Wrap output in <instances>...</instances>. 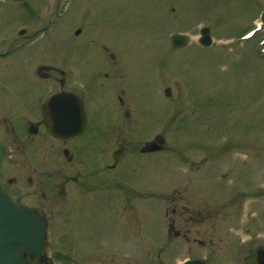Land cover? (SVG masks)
Segmentation results:
<instances>
[{"label":"rangeland","instance_id":"obj_1","mask_svg":"<svg viewBox=\"0 0 264 264\" xmlns=\"http://www.w3.org/2000/svg\"><path fill=\"white\" fill-rule=\"evenodd\" d=\"M15 2L0 0V40L8 43L15 25H33L29 9ZM71 2L36 48L14 58L24 70L30 52L57 67L65 59L66 87L83 86L92 118L103 105L77 143L96 179L72 186L81 185L79 159L66 163L54 154L57 160L45 163L49 142L27 153L30 161L18 155L16 170L0 169V176L19 174L13 190L46 216L44 253L53 264H178L195 255L253 264L254 250L264 247V44L241 35L264 0ZM203 26L212 36L207 46L198 42ZM173 33L186 34L188 43L171 48ZM102 52L115 58L100 60ZM120 94L125 103H112L116 112L110 103ZM152 140L162 141L161 149L140 152ZM33 161V172L23 167ZM28 174L42 175L44 188L60 184L56 198L49 192L35 200L39 189ZM77 203L89 204L86 213ZM170 220L189 241L168 231Z\"/></svg>","mask_w":264,"mask_h":264},{"label":"flooded vegetation","instance_id":"obj_2","mask_svg":"<svg viewBox=\"0 0 264 264\" xmlns=\"http://www.w3.org/2000/svg\"><path fill=\"white\" fill-rule=\"evenodd\" d=\"M16 1L20 6L22 3H25L26 0ZM52 2H54V4L56 3L55 7L58 8L59 12L61 13L58 14V17L53 20L55 22V26L58 20L64 17V10L67 9L68 5L70 7L71 4L69 3L72 2L71 0H52L51 3ZM62 2L65 3L64 6L62 5ZM29 11L32 13V19H35V15L31 8H29ZM47 13L48 12L45 11L44 17L47 15ZM49 15L50 14H48V16ZM53 21L49 23L50 26L48 25L44 29L42 27L46 22L44 24H41V22L33 21L32 27L30 26L31 28L27 26H19V28L16 30V37L13 38L14 41L17 40L18 42L14 45L12 44V42L5 44L3 38H1L2 40H0V45H6L4 49H0V146L2 141L7 140L9 141V144H6L5 147L9 148V151L13 152V154L5 153L4 147L0 149V169L3 166L1 172H6L4 170L5 166L8 168L9 171L15 169L13 165H9L8 163L11 164V162H13L18 155L23 157L22 159H27L30 161V157L28 156L32 154L33 148L36 145L44 146L50 143L49 150L48 148L46 149L48 159H46L45 163L50 162L52 160H57V158L52 157L54 154H65L67 151L64 148H68V150H71L68 147V143L70 146H74L72 138L57 139L50 136L45 130V127L42 122L43 115L40 114L39 111V105L43 101H45V99L49 95L61 90L70 91L66 88L67 72L65 71V67L62 66L64 65L63 62H65V59H62L63 62H60V66L58 67L56 65H51L43 62L48 60L37 59L33 64L31 74L23 75L21 74V71L16 68L17 63L14 58V56L18 58L17 56H19L20 53L24 55L22 52L25 50H28L32 47L36 48V42L41 38L39 37V39H37L38 36H41L42 34L46 33L52 27ZM1 24L2 22H0V25ZM41 28L42 30H39ZM66 28L67 26L64 30L65 33H67ZM21 29H25L26 31H19ZM36 30H39V32L35 33ZM80 30L81 29H79V31ZM91 42H94V40L92 39ZM4 50H6V52L4 54L1 53ZM110 57L111 59H113L112 54L110 55ZM26 60L28 61L29 59ZM37 76H39L40 78ZM71 92L76 93L81 97L86 122H90L91 117L89 118L88 114L90 108L88 106L86 108V102L83 100L84 94L82 92V88L76 89V91L72 89ZM119 102H121V98H119ZM92 120H94V118ZM51 140L54 141V145L50 142ZM11 142H13V145ZM20 153H22V155ZM74 155L75 153L74 151H72V157H74ZM34 162L35 161L31 162L28 166L23 165V167L33 172L34 170H36ZM78 173H82V169L78 170ZM18 175L19 174H17L16 176H0V180L10 189H12V191L15 192L17 196L18 193L13 190V183L15 182V180L18 179ZM41 176L42 175L40 174H38L36 178L29 174L28 176H26L27 181L29 183L35 181L36 186L39 189V191L36 193L39 196L36 197L35 200H44L47 199L49 196L47 192L48 190L44 188V181L43 179L41 180ZM44 176L45 175H43V177ZM90 176V174L85 173V175H81V179H85L86 181V179ZM52 187H54V184H52ZM52 187L49 189V191L52 192V196H55L56 194H58V192L55 188ZM23 190L24 189H22V191ZM31 194L33 193L31 192ZM33 208L37 209L35 206Z\"/></svg>","mask_w":264,"mask_h":264},{"label":"water","instance_id":"obj_3","mask_svg":"<svg viewBox=\"0 0 264 264\" xmlns=\"http://www.w3.org/2000/svg\"><path fill=\"white\" fill-rule=\"evenodd\" d=\"M201 32L205 39L201 41L209 42L208 28H202ZM170 39L173 47L186 43V37L183 35L175 34ZM67 97L71 99L69 95ZM66 110L67 116L69 111ZM68 118L67 123L60 125L68 131H62L71 134L79 131L82 122L73 124L69 122L71 118ZM44 226L43 219L29 212L0 184V264H27L25 258L20 255V249L29 250L31 255H38L44 244ZM255 263L264 264V249L256 252ZM183 264H206V262L202 259H193Z\"/></svg>","mask_w":264,"mask_h":264}]
</instances>
